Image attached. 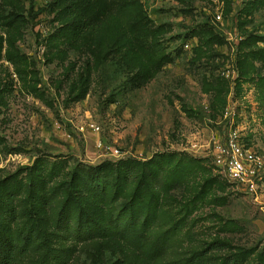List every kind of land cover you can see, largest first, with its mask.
I'll return each mask as SVG.
<instances>
[{
  "label": "rangeland",
  "instance_id": "374dc122",
  "mask_svg": "<svg viewBox=\"0 0 264 264\" xmlns=\"http://www.w3.org/2000/svg\"><path fill=\"white\" fill-rule=\"evenodd\" d=\"M0 0V235L17 264H264V0ZM91 6L90 15L83 10ZM80 22L94 31L77 33Z\"/></svg>",
  "mask_w": 264,
  "mask_h": 264
},
{
  "label": "built area",
  "instance_id": "2783aa9c",
  "mask_svg": "<svg viewBox=\"0 0 264 264\" xmlns=\"http://www.w3.org/2000/svg\"><path fill=\"white\" fill-rule=\"evenodd\" d=\"M215 163L243 192L257 199L264 188V153L246 147L237 132L214 150Z\"/></svg>",
  "mask_w": 264,
  "mask_h": 264
},
{
  "label": "trees",
  "instance_id": "16d2710c",
  "mask_svg": "<svg viewBox=\"0 0 264 264\" xmlns=\"http://www.w3.org/2000/svg\"><path fill=\"white\" fill-rule=\"evenodd\" d=\"M62 1L64 9L67 14H72L74 12L75 3H77L78 0H59ZM78 4V3H77ZM90 4L95 8V10H100L103 6L102 0H91ZM91 6L88 5L87 8L83 10L85 15H90L93 12L91 11ZM94 26H92L91 23L87 22H80L77 27L76 31L79 34L82 35H88L94 31ZM225 244L221 243H211L207 245L200 253L193 255L190 257L185 264H218L216 258H214V254L218 252H222L226 249ZM0 264H17L16 258H15V250L8 238H3V236L0 235ZM221 264H241L239 261H236L232 258H227L225 261H223Z\"/></svg>",
  "mask_w": 264,
  "mask_h": 264
}]
</instances>
